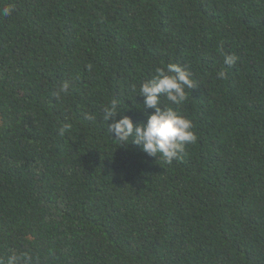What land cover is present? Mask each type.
Instances as JSON below:
<instances>
[{"label": "trees", "instance_id": "16d2710c", "mask_svg": "<svg viewBox=\"0 0 264 264\" xmlns=\"http://www.w3.org/2000/svg\"><path fill=\"white\" fill-rule=\"evenodd\" d=\"M6 6L0 259L264 264V0ZM225 55L238 59L227 66ZM172 62L197 86L178 106L197 141L168 164L115 141L102 110L115 98L120 115L146 122L154 109H142L140 83Z\"/></svg>", "mask_w": 264, "mask_h": 264}, {"label": "clouds", "instance_id": "9594fccd", "mask_svg": "<svg viewBox=\"0 0 264 264\" xmlns=\"http://www.w3.org/2000/svg\"><path fill=\"white\" fill-rule=\"evenodd\" d=\"M13 10L6 6L0 10V14L9 16ZM237 59L234 55H225L223 62L231 66ZM154 72L152 78L140 83L137 95L143 97L142 109H154L153 112L146 113V122H134L130 116L120 115V104L115 98L103 107L102 120L107 124L112 138L122 146L136 145L149 157L162 158L171 164L183 158L187 145L197 141L192 119L181 115L178 110V106L186 100L188 90L197 86L190 69L179 63L157 66ZM218 75L223 77L225 73L220 72ZM68 90L69 83L66 81L60 91L67 93ZM162 99L169 103L162 104ZM88 118L95 119L91 114ZM70 127L62 126L60 134L63 135ZM0 264H32V260L27 253L20 252L0 259Z\"/></svg>", "mask_w": 264, "mask_h": 264}]
</instances>
